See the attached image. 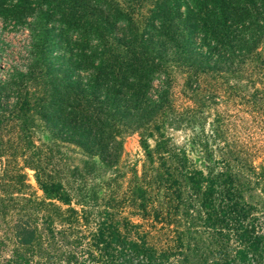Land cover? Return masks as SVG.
<instances>
[{"label":"trees","instance_id":"1","mask_svg":"<svg viewBox=\"0 0 264 264\" xmlns=\"http://www.w3.org/2000/svg\"><path fill=\"white\" fill-rule=\"evenodd\" d=\"M20 1L12 12L16 21L27 14L28 1ZM48 1L43 6L57 14L67 72L77 76L38 79L34 66L20 71L14 59L10 74L0 78V232L2 247L10 245L0 264H31L34 256L45 257L44 264H264V165L254 170L239 164L243 152L231 143L223 146V158L212 160L207 141L194 134L202 132L197 119L219 101L216 85L209 79L207 95L192 110L174 111L162 57L170 51L187 66L191 100L202 84L199 74L237 72L241 59L234 51L256 35L264 38V0H156L141 20L145 35L131 14L105 10L99 0H57L54 7ZM195 37L208 57L226 55L236 69L199 68L196 44L186 45ZM23 48L29 61L33 41ZM224 115L213 113L211 142L224 139ZM166 125L193 129L187 142L200 151L198 163L167 145ZM134 131L147 164L141 173L132 167L125 175L121 138ZM38 132L48 139L40 140ZM68 149L84 157L80 165L69 163ZM25 167L33 170L41 196L20 192ZM105 171L109 176L101 177ZM56 201L67 206L59 215ZM133 216L138 222H131ZM58 217L66 225L60 244L82 242L80 253H49L53 239H42L36 222L51 233ZM92 217L87 235H74L79 221Z\"/></svg>","mask_w":264,"mask_h":264},{"label":"rangeland","instance_id":"2","mask_svg":"<svg viewBox=\"0 0 264 264\" xmlns=\"http://www.w3.org/2000/svg\"><path fill=\"white\" fill-rule=\"evenodd\" d=\"M25 1H28V8L25 10L27 14H24V19L19 21H16L12 16L14 13L13 11L18 9V7H16L18 2L16 3L15 0H7L5 6L0 8L2 9V12H0V78H6L7 75L10 74L8 68H10V62L14 59L17 60L16 66L20 71L28 66H34L33 73L35 75L38 74V79L47 78V76L52 77L53 75L58 77L56 74L63 76L70 75L72 78L77 76L73 69L67 72L69 59L67 58V60H65L66 57H62L64 46L61 45L63 39L60 36L59 24L56 22L57 14H49V8L43 6L44 2H42V0H21L20 3ZM86 1L92 3L94 0ZM99 1L98 5L102 6L105 10L110 12L120 10L127 12V14H131L135 21L140 23L139 32L145 35L144 23L141 20L143 17L151 15L155 8L156 0ZM50 2V6L54 3V7L57 0H49L48 3ZM44 13L50 16L46 18ZM154 13L156 15L159 14V12ZM39 14L42 16L39 17ZM261 37L262 38L258 35L254 36L253 40H250V43L246 41L234 51V54L237 53L236 59H241L237 67L238 70L237 72H230L228 74L221 72L223 77L220 75L218 76V70H234L236 66L228 64L229 58H226V55H222V57H217L216 55L208 57L206 55L207 53L204 51L205 47L202 45L199 37H195V40L190 39L186 45L190 47L193 43L196 44L197 47L193 49V55L198 58L197 63L199 68L201 67L203 71L207 69H217L218 71V74H215V72L211 73L210 77L199 74L202 84L201 87L197 89L198 94L196 96H191V100L187 99V91L189 92V89L185 87L188 73L186 72L187 66H181V58L169 54L170 51L162 53V57L166 59V63L169 66V79H171L172 85V95L170 98L173 99V101H171V107L174 111L184 114V110H192L194 102L207 95L206 91L209 89L208 82L211 80L212 83L216 85L215 94L218 96L219 101L216 102L215 105L212 104L211 107L206 109L202 113V116L197 119L199 130H202V132L194 134L197 135L196 137L200 139V142L203 139L207 141L208 153L212 157V160L223 158L221 154H225L223 146L225 143H231L235 147L240 148L241 152H243L240 156L242 160H240L239 164L247 163V165L255 167L254 170H257L259 165H264V38L263 36ZM30 40L34 43V49L32 48L33 56L29 54V61L31 60V63L28 61V57L25 54L26 50L23 48L26 42ZM254 40L257 41L254 43L253 47ZM16 52H19V55L22 57L21 59L17 57V54H15ZM11 77H13V75H11ZM12 79H15V77ZM156 83L157 80L153 81V84ZM217 110H219L221 115L225 114L226 120L222 126L223 129L226 130L223 136L224 139L216 138L211 142L209 138L210 122L213 113L215 111L217 112ZM193 133V129L190 130L180 126L174 127L173 125H166L165 129L162 131V138L166 139L167 145L174 147L175 150L182 148L187 158L190 160L188 162L195 161L198 163L196 160L200 157V151L198 152L197 148H191L190 144L187 142L189 135ZM36 135L40 140L48 139V136H45L44 132H38ZM121 139L122 153L120 155L119 169H121L125 175H128L132 170H135L138 174L141 173L142 166L147 164V161L144 158L139 132L124 133ZM145 143L149 148L154 146L152 137L146 138ZM62 149L64 150V148H61V150ZM68 150L69 151H65V154L69 157V163L72 165H80L84 157L72 152L70 149ZM132 167L134 169L131 170ZM20 173L25 174V186L20 192L34 193L37 196H41V190L36 185L33 177V170L25 167ZM109 174V171H105L101 177L109 176ZM4 182L6 184L10 183L7 179ZM0 189L4 190L2 186H0ZM18 193L19 192L12 191L8 194L16 197V194L19 195ZM56 203L58 202L56 201ZM58 205L60 204L58 203ZM73 206L77 210L79 209L78 205L73 204ZM65 207L67 206L61 204L56 214L59 215V213H62ZM58 219L59 217L51 222V233L42 230V226H40L42 223L40 220L36 222L38 225L37 227H39V232L43 235L42 239L45 241L53 239L51 242L53 243L52 246L48 248L49 253L58 255L64 254L70 250L77 254L80 253L81 249H79V247L83 245L82 242L79 243L80 246H75L77 248H71L68 245L64 246L60 244L61 240L58 239L59 233L63 232L62 230L66 225L60 224ZM131 219L132 223L138 222V219L134 216L131 217ZM259 219L264 221V214L260 215ZM93 222V217L88 220L87 224H83L82 220H80L73 228L77 231L74 235H87L90 229L94 227ZM71 233L73 234V232ZM2 237L3 234L0 232V261L4 263L9 258L10 245L6 244L5 247H2ZM37 261L39 264H44L43 261H45V257L34 256L31 259V264H35Z\"/></svg>","mask_w":264,"mask_h":264}]
</instances>
